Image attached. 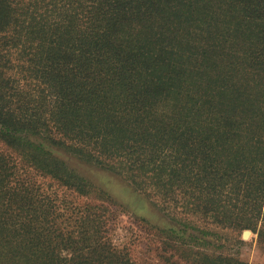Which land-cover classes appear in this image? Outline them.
I'll return each mask as SVG.
<instances>
[{"label":"trees","instance_id":"obj_1","mask_svg":"<svg viewBox=\"0 0 264 264\" xmlns=\"http://www.w3.org/2000/svg\"><path fill=\"white\" fill-rule=\"evenodd\" d=\"M89 165L177 221L166 263L264 250V0H0V264H138Z\"/></svg>","mask_w":264,"mask_h":264},{"label":"rangeland","instance_id":"obj_2","mask_svg":"<svg viewBox=\"0 0 264 264\" xmlns=\"http://www.w3.org/2000/svg\"><path fill=\"white\" fill-rule=\"evenodd\" d=\"M80 172L91 178L100 188L107 191L117 208L113 222L110 224V236L116 246L128 249L132 259L138 264H190L187 258L174 254L172 263H166L161 256H169L161 250L156 233L159 228H174L180 225L164 213L159 205L146 199L127 185L125 179L98 167L89 165ZM221 239L216 246L196 249L224 253L235 256L247 264H264V250L258 242L257 235L250 229L231 230L216 226L212 228ZM187 232H191L187 229ZM173 252V251H170Z\"/></svg>","mask_w":264,"mask_h":264}]
</instances>
